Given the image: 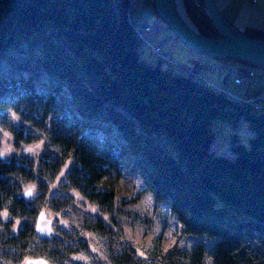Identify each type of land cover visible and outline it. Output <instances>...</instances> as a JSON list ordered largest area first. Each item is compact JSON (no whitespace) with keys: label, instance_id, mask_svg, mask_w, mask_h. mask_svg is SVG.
<instances>
[{"label":"trees","instance_id":"obj_1","mask_svg":"<svg viewBox=\"0 0 264 264\" xmlns=\"http://www.w3.org/2000/svg\"><path fill=\"white\" fill-rule=\"evenodd\" d=\"M184 8L202 35L219 37L192 1ZM131 11L132 0H0V127L16 145L47 140L36 162L23 153L0 159V264H76L77 255L90 264H204L206 255L232 264L245 233L264 250V110L214 87L197 60L147 59ZM241 32L264 40L260 29ZM214 121L232 129L234 157L211 150ZM122 166L167 204L183 235L215 239L212 252L199 244L162 255L155 240L138 258L114 219ZM24 184L34 186L27 200ZM42 210L67 218L49 240L34 233Z\"/></svg>","mask_w":264,"mask_h":264},{"label":"rangeland","instance_id":"obj_2","mask_svg":"<svg viewBox=\"0 0 264 264\" xmlns=\"http://www.w3.org/2000/svg\"><path fill=\"white\" fill-rule=\"evenodd\" d=\"M242 1L231 0L229 10L233 16L240 12L241 8L239 7L243 3ZM260 1L264 3V0ZM258 15L264 22L263 12L258 11ZM131 18L138 28L149 27V31L143 33L145 39L143 53L147 59L157 62L159 56L166 54L170 56L171 62L177 65L188 64L190 66H194L195 60H197L202 63L198 67L201 76L205 80L212 81L214 87H223L230 84L240 88V85H235L234 82L236 79L244 78L250 82V90H253L254 87L264 89V70L233 59H214L187 48L171 33L167 24L157 16L152 0H132ZM228 20L231 19L228 18ZM141 32L142 30H139L140 34ZM155 52H158L159 56ZM164 63L169 64L167 60ZM240 68H246L250 73L240 72V76L237 77L236 74ZM261 91L264 92V90L259 92ZM12 119L13 122L18 123V120L14 117ZM212 128L216 133V137L210 145L211 150L218 154L234 157L231 150L230 134L232 129L226 123L220 121H214ZM236 132L241 142H248L251 132L244 122L241 121L237 125ZM46 148L47 140L45 137H39L38 141L29 145H16L10 132L4 127H0V159L8 160L23 153L36 162L41 152ZM27 190H30L31 196L34 195V186L31 184L22 185L20 195ZM77 201L80 202L79 199ZM114 204L116 208L114 214L115 224L121 230L122 240L132 245L138 258L146 257V253L152 248L155 240L159 241L162 255L173 248L180 251H189L199 244L204 247L207 254L211 253L214 248L215 239H209L205 236L183 235L182 227L171 215L167 204L154 201L139 177L123 166L120 168V178L115 186ZM84 210L91 213L95 212L88 206H84ZM46 216L52 220L53 228L55 223L59 226L66 224V215L46 212ZM2 218L8 220L9 216H3L2 214ZM16 225L17 221L14 222V226ZM86 240L93 256L98 260H102L103 256L97 239L88 234ZM243 240L244 247L231 257L232 264H264V250L253 236L250 233H245ZM72 261L76 264L91 263L88 258L81 255H77ZM204 264H211V260L207 255L204 257Z\"/></svg>","mask_w":264,"mask_h":264},{"label":"water","instance_id":"obj_3","mask_svg":"<svg viewBox=\"0 0 264 264\" xmlns=\"http://www.w3.org/2000/svg\"><path fill=\"white\" fill-rule=\"evenodd\" d=\"M157 16L168 26L190 50L214 59H233L264 70V40L246 36L230 23L217 9L214 0H190L207 17L219 32V37L202 35L190 21L184 8V0H152ZM24 199L31 197L30 190L22 194ZM34 233L39 239L49 240L55 235L52 220L44 210L35 219ZM25 264H49L44 258L27 259Z\"/></svg>","mask_w":264,"mask_h":264},{"label":"crops","instance_id":"obj_4","mask_svg":"<svg viewBox=\"0 0 264 264\" xmlns=\"http://www.w3.org/2000/svg\"><path fill=\"white\" fill-rule=\"evenodd\" d=\"M240 4L241 10L237 15L233 16L229 8L231 7V0H214V3L221 14H225V18L231 19L233 25L239 29L243 30L245 27H251L255 29H260L264 31V22L258 15V11L264 14V3L260 0H243ZM230 11V12H227ZM227 18V19H228ZM212 83V81L208 80ZM235 83V82H234ZM235 85H240V88L234 87L230 84L225 85L222 88L228 95L235 97L237 99L243 100L248 95L252 94L257 90H264L261 87H254L250 90V82L248 80L240 79V83Z\"/></svg>","mask_w":264,"mask_h":264},{"label":"built area","instance_id":"obj_5","mask_svg":"<svg viewBox=\"0 0 264 264\" xmlns=\"http://www.w3.org/2000/svg\"><path fill=\"white\" fill-rule=\"evenodd\" d=\"M142 30V34L149 31L148 27H145ZM235 83L239 84L240 80L236 79ZM244 102L252 107L255 110H264V92H256L255 94L248 95Z\"/></svg>","mask_w":264,"mask_h":264},{"label":"bare ground","instance_id":"obj_6","mask_svg":"<svg viewBox=\"0 0 264 264\" xmlns=\"http://www.w3.org/2000/svg\"><path fill=\"white\" fill-rule=\"evenodd\" d=\"M245 99H243V101H244Z\"/></svg>","mask_w":264,"mask_h":264}]
</instances>
